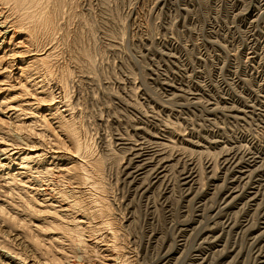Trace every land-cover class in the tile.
Instances as JSON below:
<instances>
[{"label":"rangeland","instance_id":"374dc122","mask_svg":"<svg viewBox=\"0 0 264 264\" xmlns=\"http://www.w3.org/2000/svg\"><path fill=\"white\" fill-rule=\"evenodd\" d=\"M38 1L0 0V264H264V0Z\"/></svg>","mask_w":264,"mask_h":264},{"label":"bare ground","instance_id":"6f19581e","mask_svg":"<svg viewBox=\"0 0 264 264\" xmlns=\"http://www.w3.org/2000/svg\"><path fill=\"white\" fill-rule=\"evenodd\" d=\"M13 1V3L16 5V7L20 10V11H22L25 15H27L28 13H32V12H36V8H35V6H39V1L38 0H12ZM36 1V2H35ZM30 9H32L31 11H29ZM241 12V11H240ZM253 21V20H252ZM233 25V24H232ZM239 29H241V28H239ZM238 29V30H239ZM243 41V40H242ZM241 45V44H240ZM230 50V49H229ZM210 52V51H209ZM224 52V51H223ZM247 54V53H246ZM235 56V55H234ZM261 56V55H260ZM262 61V60H261ZM238 68V67H237ZM224 77V76H223ZM229 77V76H228ZM226 78V77H225ZM246 78V77H245ZM226 81V80H225ZM259 84V83H258ZM218 86V85H217ZM252 86V85H251ZM233 89H235V88H233ZM253 90V89H252ZM260 93V92H259ZM201 94V93H200ZM223 95V94H222ZM211 102V101H210ZM218 102V101H217ZM231 105H233V104H231ZM226 110V109H225ZM214 111V110H213ZM241 111V110H240ZM245 113V112H244ZM240 116H242V115H240ZM254 118V117H253ZM221 119V118H220ZM231 120V119H230ZM215 122V121H214ZM47 123V122H46ZM235 123V122H234ZM43 125H44V122H43ZM219 125V124H218ZM46 126L48 127V125L46 124ZM246 126V125H245ZM47 127H45V128H47ZM135 127V126H134ZM48 128H50V127H48ZM255 128V127H254ZM49 130V129H48ZM127 130V129H126ZM151 132V131H150ZM240 136V135H239ZM209 138V137H208ZM220 140V139H219ZM231 141H232V139H231ZM158 142V141H157ZM245 143V142H244ZM168 144V143H167ZM120 146V145H119ZM237 146V145H236ZM230 147V146H229ZM181 148V147H180ZM179 148V149H180ZM234 149V148H233ZM166 150V149H165ZM174 150V149H173ZM187 151V150H186ZM239 151V150H238ZM249 151V150H248ZM208 152V151H207ZM226 153V152H225ZM125 154V153H124ZM257 155V154H256ZM208 156V155H207ZM230 156V155H229ZM241 156V155H240ZM190 157V156H189ZM209 157V156H208ZM243 157V156H242ZM164 158V157H163ZM241 158V157H240ZM151 159V158H150ZM251 159V158H250ZM124 160V159H123ZM215 161V160H214ZM160 162V161H159ZM189 162V161H188ZM177 163V162H176ZM194 164V163H193ZM201 164V163H200ZM237 164V163H236ZM198 165V164H197ZM217 165H218V163H217ZM127 166V165H126ZM157 166V165H156ZM202 166V165H201ZM192 167V166H191ZM215 167V166H214ZM123 169V168H122ZM155 169V168H154ZM201 170H203V169H201ZM215 170V169H214ZM181 171V170H180ZM208 176V175H207ZM243 176V175H242ZM137 177V176H136ZM141 177V176H140ZM199 177V176H198ZM244 177V176H243ZM146 179V178H145ZM230 180V179H229ZM130 181V180H129ZM199 186H200V184H199ZM217 186V185H216ZM250 186V185H249ZM237 187V186H236ZM260 188V187H259ZM234 190V189H233ZM236 190V189H235ZM212 196V195H211ZM210 196V197H211ZM21 200H20V204H21V206H22V208H23V215H22V218H21V220H19L18 219V217L20 218L21 217V214H20V216L19 215H13V216H11V215H9L10 216V221H9V223H10V225H15L17 222H18V224L20 225V227H24L25 225H27L28 226V224H27V222H30L31 220H32V215H35V214H37L38 213V209L36 208V201H37V198H35V197H33V196H24V197H19ZM4 208V207H3ZM3 208H1L0 207V209L2 210V212L4 211V209ZM7 209H9V208H7ZM202 209V208H201ZM0 210V211H1ZM5 210H6V208H5ZM13 209L12 208H10L9 209V211H12ZM242 210V209H241ZM7 211V210H6ZM8 211V212H9ZM4 213V212H3ZM12 213V212H11ZM19 213V212H18ZM1 214V213H0ZM9 214H10V212H9ZM7 216H8V214H7ZM9 216H8V218H9ZM54 216V215H53ZM55 216H57V215H55ZM2 217H3V214H2ZM5 217V216H4ZM50 217V216H49ZM252 217V216H251ZM259 217V216H258ZM6 218V217H5ZM25 218H28L27 220L25 219ZM59 218V217H58ZM57 217H52L49 221H44L43 223H41V226H38L39 227V230L40 229H42V230H47V229H49V228H46V227H55V228H58V229H60V230H63V231H65V233L67 234H64V233H62L61 234V236H59L60 237V239L62 240L61 241V243L63 242V241H67V245L66 246H68V247H65L64 245H62L61 243H60V247L61 246H64L63 248V251L59 254V255H57V257L59 258V259H63V258H66L68 255H67V252H66V250L67 251H69V252H76V250H75V242H74V235H73V233L71 232V229L67 226H64V225H62L61 224V220H59ZM211 218H212V216H211ZM45 219H47V218H45ZM44 219V220H45ZM257 219V218H256ZM4 220V219H3ZM6 221H7V218L5 219ZM221 220V219H220ZM60 221V222H59ZM20 222V223H19ZM253 223V222H252ZM9 225V224H8ZM223 226V225H222ZM26 227V226H25ZM242 227V226H241ZM39 230H35L34 232L33 231H29V232H27L26 230H25V232H26V234L27 235H25L26 237H29V239H28V241L30 242V244H31V246L34 248V250H37V251H39V252H41L40 254H44V256L43 257H45V255H47L48 256V254L50 253L49 251L50 250H52V249H50L49 250V245L47 246L46 245V247H43L42 248V246L44 245L45 246V244H43L42 245V240H44V239H41L40 237L41 236H43V234L39 231ZM24 236V237H25ZM255 236V235H254ZM48 238H52L51 236H48ZM26 239V238H25ZM202 240V239H201ZM53 241V240H52ZM57 241V240H56ZM76 241V240H75ZM48 242V241H47ZM76 243H80L81 244V239H78V241L76 242ZM47 244V243H46ZM59 245V244H58ZM51 246V245H50ZM59 247V246H58ZM79 247H80V245H79ZM195 247H197V246H195ZM54 249V248H53ZM62 249V248H61ZM53 251V250H52ZM55 251V250H54ZM167 251V250H166ZM208 253V252H207ZM39 254V255H40ZM54 254V253H53ZM260 255V254H259ZM51 256V255H50ZM55 257H56V255H55ZM46 258V257H45ZM55 260V259H54ZM264 260V259H263ZM82 262L80 263V261H79V263H77L76 262V264H84L83 263V258H82V260H81ZM205 262V261H204Z\"/></svg>","mask_w":264,"mask_h":264}]
</instances>
